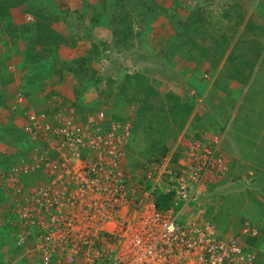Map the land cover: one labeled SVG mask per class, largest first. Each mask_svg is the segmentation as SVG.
Instances as JSON below:
<instances>
[{
  "label": "rangeland",
  "instance_id": "obj_1",
  "mask_svg": "<svg viewBox=\"0 0 264 264\" xmlns=\"http://www.w3.org/2000/svg\"><path fill=\"white\" fill-rule=\"evenodd\" d=\"M37 1L43 2V0ZM59 1L63 3L62 6L64 8L51 14L46 12V5L44 6L42 3L40 7L37 5L36 0H8L11 4L15 2L25 7H20L25 15L24 24L36 22V16L33 14H30V20H26V12L29 7L32 9L36 7L37 10L46 8V10L43 9L47 15L44 22L45 26H54L53 29L64 38V41L56 51L45 52V59L50 60L54 56L65 62L64 64L58 62L51 65L52 67H48L51 68L48 74L54 73L52 78L58 76L54 72L55 69L61 65L68 66L70 60L85 56L84 66L89 62L91 66L98 70L97 76H100L102 81L92 87H84L77 100H75L74 94L72 99L65 98L61 92H58L57 88L55 90H46L47 86H45L39 89L33 84L34 80H38L37 78L39 77L37 70L29 69L30 71L28 72L24 70L26 73L22 76L17 67L19 65L18 59L17 61L14 59V57L20 56L18 49L21 50L22 47L25 51L28 44H31V46L35 45L36 51L40 50L41 45L36 44L37 36L35 38L28 37L27 40L15 37V32L10 31V28H4L3 26L6 25L2 23L0 25L2 26L0 32H3V34L0 33V68L6 66V75L2 79L4 80L9 76L12 77V82L4 88L1 87L0 82V88L6 96L5 100H7L8 93L14 92L18 87L23 89L24 87L32 86L31 88H36L31 90L30 93H32L34 101L38 103L37 109H49L60 102L63 105L78 102L81 105L78 104L81 108L79 114H86L99 109L110 113L114 106H121L120 102L124 100L123 95L117 96L116 94L117 87L120 88V82L124 78V74H142L146 79L143 87L135 83L131 84L138 86L133 92V100H137L143 105L145 103L149 106L152 105L151 103L160 105L162 101L166 100V94L172 93L180 102L192 105L191 113L184 128L169 143L167 156L161 158L160 161H151L149 163L147 160L148 154L145 152V155H143L142 153L141 157L137 155L140 162L139 168H142V170L139 169V173L135 169L127 172L130 183L132 182V177L135 176L136 179H142L143 181L149 179L151 184L158 179L159 186H167L169 177L171 176L174 179V175L168 176L162 174V172L165 168L172 171V168L175 169V167L171 166L170 160L177 153L182 155L178 144L184 146L193 131L201 129L200 125H203V123L220 121L223 123L231 119V112L223 114V117H219L218 120L214 119L213 115L215 104L220 99V94H225L228 99L230 96L232 99L234 97L237 99L244 97V91L234 93L233 90L231 93L228 92L229 82L236 80L228 78L227 75L234 72V76H239L238 73H235L239 58L236 57L228 61L226 56L232 52L234 55L241 54L243 57L250 58L252 51L247 50L245 54L244 49H248L260 42L262 38L264 39V27L250 26V23L246 21L248 11H246L244 4L247 3V0ZM5 3L6 0L0 1V9L5 7ZM228 10L229 13L226 17ZM6 13V16L10 18L7 10H0V16ZM41 15L43 16L44 14ZM82 15H85L84 19L79 17ZM75 17L80 18L81 21L78 19L76 22ZM238 17L239 19L241 18L240 22L237 21ZM12 24L15 26L14 22ZM7 25L12 26L10 24ZM125 26H129L130 31L127 39H123L122 35H117V38L116 36L114 37L113 28H119L121 31ZM79 40H82V43L76 48L75 43ZM73 43L74 45H72ZM86 43L89 45H85ZM94 43L98 45V54L86 56ZM60 48H62V51H60ZM9 64H14L15 67L11 68ZM77 64L79 65L77 69H81V64ZM77 64L74 65L77 66ZM233 68H236L235 71ZM13 71H17V75ZM254 71H256V68ZM64 72L74 86L76 80L73 73L67 69L63 70V75ZM110 78L111 80H109ZM107 84L111 86L109 87ZM53 86L55 87V85ZM221 87H225L227 91L221 90ZM30 101L32 102V98H30ZM237 101L231 102L232 113L239 110L232 124L241 127L245 124L244 121H239L244 112V105L239 109L236 104ZM133 109V105H125L122 110H124L125 114L130 115L129 113H132ZM4 111H8V107L0 106V113ZM107 112L106 116H109ZM250 120V124H256L253 130L257 133L259 121L254 118ZM1 124L3 122H0ZM12 124L14 126L13 122ZM140 139L142 138H139L138 143L134 145L139 152H142L139 148H143L145 143ZM259 149L261 148L259 147ZM7 151H11V148L7 147ZM182 151L184 152V150ZM224 157L230 170L226 177L221 179L223 181L220 182L215 179L204 183L201 186L203 189L199 192L197 201L194 202L192 207L188 208L186 214L181 213L178 218L179 220H187L211 217L208 214L210 207L215 212L222 207V212L226 213L229 211L227 209L229 207L221 206L227 204L225 197L241 194L242 201L238 204L236 212L220 217V231L222 233L238 232L236 235H239L243 223L250 221L258 227L259 233L257 236L247 237H260L264 235V185L260 169L253 168L252 175L247 173L248 170L240 164L241 162L237 160L232 162L228 156L224 155ZM252 158L264 160V153L255 154ZM237 162L240 165H237ZM126 167L128 166L126 165ZM129 168L131 169V166ZM148 174L151 176L154 174L153 179ZM251 176L255 177L256 181L252 182ZM131 184L142 185L140 182L139 184ZM168 187L173 188V185ZM3 193V191H0V216L8 211L4 208V204L8 205V203L7 201L4 202ZM6 235H9L6 229H2V232L0 230V242H3L1 243L3 245L0 244V258L4 264H18L20 256L13 257L14 251L10 252ZM247 240H243L248 245L247 247L254 249L259 254L258 251L260 249L258 247L261 245V239L255 241L252 245L247 244ZM10 243H12L11 240ZM257 244L260 245L258 246ZM262 253L261 251L258 256L259 260L264 262V253Z\"/></svg>",
  "mask_w": 264,
  "mask_h": 264
},
{
  "label": "built area",
  "instance_id": "obj_2",
  "mask_svg": "<svg viewBox=\"0 0 264 264\" xmlns=\"http://www.w3.org/2000/svg\"><path fill=\"white\" fill-rule=\"evenodd\" d=\"M23 100L18 92L13 108ZM20 114L21 128L40 140L1 174L21 264H256V252L243 249L258 234L254 224L236 235L206 218H178L204 183L228 174L218 135L188 141L169 177L175 199L159 211L151 190L126 176L129 117L103 129L102 110L85 119L67 106L52 116L32 108Z\"/></svg>",
  "mask_w": 264,
  "mask_h": 264
},
{
  "label": "trees",
  "instance_id": "obj_3",
  "mask_svg": "<svg viewBox=\"0 0 264 264\" xmlns=\"http://www.w3.org/2000/svg\"><path fill=\"white\" fill-rule=\"evenodd\" d=\"M54 2V0H52ZM9 5V4H8ZM12 5V4H10ZM54 5L51 3V5H48L47 11L48 13H53L55 11H61V7ZM234 6V5H232ZM46 10V8H43ZM37 10L34 12V16H36V22H32L31 24H20V25H13L10 18L6 14L2 15V18H0V25L2 23H5L6 26H3L6 29L10 28V31L15 32V37H21L24 39H28V37H36L37 36V43L40 44L41 48L40 50L36 51L37 48L35 45L28 44V47H26V50L24 51V54L22 56L21 62L17 66L20 70V74L24 76V73L26 71H30L29 69H35L37 70V73L39 77L37 78L38 80H34L33 84L36 85V87H39L41 89L43 87V80L49 76L48 71L51 70V68H48L51 65L57 64L60 62V64H64L65 62L60 61L56 57H51L50 60L45 59L46 54L45 52H51V51H56L57 48L60 46V44L64 41V38L62 35L51 28L50 26H45V19L47 18V15L44 10ZM42 11V12H41ZM41 12V13H40ZM229 13V10L226 12V17ZM41 14H44L43 16ZM98 16V15H97ZM81 18H85V15L79 16ZM76 18V17H75ZM80 19V18H76ZM81 21V19L79 20ZM237 21H241V18ZM7 24H10L12 26H9ZM2 26H0L1 29ZM43 29V30H42ZM3 34V32H0ZM130 33L129 31V26H125L121 31L119 28H113V34L114 37L117 35H122L123 39H127L128 34ZM35 35V36H34ZM39 37V38H38ZM74 45V43L72 44ZM93 47L89 50L86 56H91V55H97L98 54V45L95 43L92 44ZM247 50L252 51V56L250 58L248 57H243L241 54L234 55L232 52H230L227 56L226 59L231 60L233 58L238 57V65L236 68H233V70L238 73L239 76H234V72L230 75H227L228 78L231 79H236L241 81V83L247 84V82H251L250 77L252 73H254V70L256 68V72L261 73L262 66H264L262 59V48L260 47V42L256 43L252 47H249L248 49H244V53H247ZM91 54V55H89ZM84 57H80L78 59H74L72 61H69L68 66L66 65H61L59 68L55 69V73L58 74L60 77L62 76V71L64 69H67L68 71L72 72L76 83L73 86V92L75 96V100L79 98V96L82 93V90L84 87H92L94 84H99L102 81V78L97 76L98 70L91 66L90 63L88 62L87 64H83ZM252 58V59H251ZM81 64L80 67L81 69H77L79 65ZM74 64H77L75 66ZM52 67V66H51ZM6 66H3V68H0V82H1V87L4 88L8 86L12 82V77H7L4 80L2 78L5 77L6 75ZM26 70V71H24ZM247 71V72H246ZM41 78V79H40ZM111 80V78L109 79ZM146 79L142 76L140 73H126L124 74V78L120 82V88L117 87V96L123 95L124 100L123 102H120L119 107L114 106L111 110L110 113L107 114L109 117L105 119L103 122H101V125L103 129L105 127H110L112 125V122L114 120H123L125 117H129L131 119V132H130V138L126 146V165L128 167L126 170V173L129 171H135L139 173V169L142 170V168H139V160L137 158V155L141 157L140 155L143 153L145 155V152L148 154L147 155V160L149 163L151 161H160L161 158H165L167 156L168 148H169V143L173 140L174 137H176L177 133L181 131L186 122L187 118L191 113L192 110V105L190 103H185V102H180L177 97L174 96L172 93H167L165 96V101H162L160 105H152L149 106L146 103L143 105L139 103L137 100H133V92L135 88L138 86L143 87L144 82ZM132 83H135L138 86L131 85ZM109 87L111 85L107 84ZM30 87H24L23 89H20L19 87L14 91L8 93L7 100L4 92L0 88V106L8 107L11 109L12 114L16 115H21L20 112L26 108H32L34 110H37L38 112H44L45 114L52 116L55 114L61 106H67L70 108H73L78 116H80L81 119H85L87 114L89 113H97L100 110L104 111L103 109H99L96 111H91L86 114H79L81 111L80 104L78 102L75 103H70L66 105H59L57 104L56 106L52 108H45V109H37V101H34L33 95L31 90L36 89V88H31ZM221 90L227 91L225 87H221ZM18 92H21L22 96L27 99L29 105L23 106L21 108L14 109L13 105L16 103V94ZM12 94V95H11ZM109 94V93H108ZM111 95V94H110ZM256 97H259V93H254ZM247 97H251V90L246 94ZM245 96V97H246ZM30 98H32V102L30 101ZM78 104L80 106H78ZM125 105H133L134 109L132 113H129V116H123L120 114L122 109L124 108ZM22 106V105H21ZM32 106V107H31ZM243 105L241 104V107ZM119 109V110H118ZM118 110V111H117ZM117 111V112H116ZM105 112V114H106ZM250 121H247L242 128H245L248 130V126L252 125L250 124ZM227 122V121H225ZM224 122V124H225ZM214 123H203V125H200L202 128H207L209 129L210 127H213ZM13 125V124H12ZM11 124H5V125H0V142L7 143L8 146L11 148V159L9 161H6V156L3 155V157H0V172H3L5 169L8 168V164L11 162H15L17 157L21 156L24 154V152L31 146V144L34 141L40 142L39 139L33 140L30 135H28L24 129L21 127H15L12 126ZM200 138V133L198 131H193V134L189 138ZM142 138V140L145 144L143 148H139L142 152L138 151V148L134 145L135 143H138V139ZM192 139V138H191ZM179 149H182L183 147L178 144ZM146 147V148H145ZM145 148V149H144ZM181 156L180 153H177V155L173 156L170 160L171 166L175 167L173 168V171H171V174L176 176L178 173L177 169V163L179 160V157ZM129 161V162H128ZM260 163V162H259ZM131 166V169L129 168ZM130 169V170H128ZM230 170V169H229ZM229 173V171H228ZM128 175V174H127ZM132 182H137V183H142L143 187L145 189L151 190V196L153 197V202L157 210L159 211H164L169 209L172 206V203L175 199V190L167 188H151L152 184L151 181L145 180L143 181L142 179H136V177H132ZM222 182L223 180H219ZM241 194L238 196H232L228 195L225 198V201L227 204L221 205L227 208L229 211L222 212L223 208L220 207L218 211H214L212 207H210V210H208V214L211 215V217H207L209 221L214 223L216 227L220 230L221 223H220V217L225 216V215H230L233 212L235 213L237 210L238 204L242 201V198L240 197ZM193 202H190V205H192ZM9 208V207H8ZM178 209V208H176ZM9 213L10 209H7ZM5 213V212H4ZM3 213V214H4ZM207 214V215H208ZM10 216L6 217H0V230L2 232V229H6L7 234V243L9 246L10 252L14 251V255L16 256H22L23 255V247L16 246L14 244V238L12 236V231L13 227L10 221ZM3 227V228H2ZM234 228V227H232ZM5 236V235H4ZM10 240L12 243H10ZM3 242H0V244ZM3 245V244H1ZM0 245V247H1ZM248 245H243L244 250L250 249L247 247ZM256 257L257 260H255L256 264H264V262H261L259 260V254L256 252ZM25 258V257H23ZM0 264H4L2 259L0 258Z\"/></svg>",
  "mask_w": 264,
  "mask_h": 264
},
{
  "label": "crops",
  "instance_id": "obj_4",
  "mask_svg": "<svg viewBox=\"0 0 264 264\" xmlns=\"http://www.w3.org/2000/svg\"><path fill=\"white\" fill-rule=\"evenodd\" d=\"M36 3L40 7L42 3L44 6L46 5V7H48V5H51V3H53L54 5H57V6L60 5L59 7L64 8V6H62L63 3L60 2L59 0H54V2H52V0H43V2L42 1L38 2L36 0ZM10 4L11 3L8 2V0H6L5 7L1 9H5L8 11L10 20L12 17L13 21L12 20L11 21L12 23L14 22L15 25L24 24L25 15L24 13H22L21 8L22 7L25 8V7L23 5H18V3H15V2L12 5ZM244 6L247 9L246 11H248V14H246V21L250 23V26H260V28L264 27V0H247V3L244 4ZM36 10H37L36 7L33 9L29 7L26 13L34 15V12ZM0 18H2V16H0ZM75 21L77 22L78 19H76ZM51 27L54 28V26H51ZM81 43H82V40H79L78 42L76 41L75 43L76 48L79 45H81ZM85 45H89V44L86 43ZM91 47H93V45ZM260 47L262 48V59H264V39L263 38L260 40ZM60 51H62V48H60ZM18 52L20 53V56L18 57L16 56L14 57V59H16V61L18 59V62L20 63L22 56L24 54V48L21 47V50L18 49ZM9 67L13 68L15 66L14 64H9ZM14 73L17 75L18 72L16 71ZM53 74H54L53 72L50 73L49 74L50 76H48L47 78L43 80L44 82L43 88L45 86H47L46 90H53V89L55 90V88H57L58 92L62 93V96H64L67 99H72L73 94H74L73 85H72L71 80H69V77H67L66 73L64 72V75L61 74L62 75L61 77L59 75L55 76V78H52ZM250 80L251 82L248 81L247 84L241 83V81L239 80L229 82L230 85H229L228 92L231 93L233 90H234V93L244 91V97L242 99H237L236 97L232 99V97L230 96V98L228 99L227 98L228 96L226 97L225 94H220L219 95L220 99L216 101L213 115H214V119L218 120L219 117H223V114L225 115L228 112H231V119L229 120V124L227 125L228 127L226 130L225 136H223V139L220 143L221 151L225 156H228L229 160H232V162H234V160L241 162L240 164L242 166H245V168L248 170L247 173L252 174L253 168L260 169V173L262 175V183L264 185V160L263 159L256 160L252 158L255 154H258L260 152L264 153V66H262L261 73L254 71V73H252L250 77ZM53 85H55V87ZM250 90H251V97H247L246 94ZM256 92L259 93V97H256V95H254V93ZM236 100H238L236 104L238 105L239 109L241 108L240 106L241 104L244 105V108H243L244 112L241 115V118L239 119V121L241 122L244 121L246 123L252 118L257 119V121H259V127H257V133H255V130H253V127L256 126V124L249 125L248 130H246L245 128H242V126L241 127L234 126L235 124H232V121L236 119V116L238 115V111H239V110H236L234 113H232L231 111V108H232L231 102L233 103ZM20 105L26 106V105H29V103L27 99L24 98V100L20 103ZM59 105H62V102H60ZM4 112H3L4 115L3 113H0V122H3V124L6 123V124H11V125L13 122L14 126L19 128L21 124V120H22L21 115H16L15 113L12 114V111L9 108H8V111H4ZM223 123L221 121L215 122L213 124V127H210L209 129L200 127L201 129H198L197 131L204 136H208V135L213 136L214 133H216L218 130L221 129V127L223 126L222 125ZM220 131H222V129ZM255 135L256 137H254ZM7 147H9L7 143L0 142V155L2 154L1 153L2 151H5L8 156H11V151H7ZM259 147L261 149H259ZM240 164L238 163L237 165H240ZM251 178L253 179L252 182L256 181L255 177L251 176ZM4 208H6L5 204H4ZM255 238L247 237L246 238L248 239L247 244L252 245L255 243V241L261 239L262 242L260 240L261 245L259 244L260 247H258V249H260L259 252L262 251L264 253V241H263L264 239H262L264 238V235H261L260 237L256 239Z\"/></svg>",
  "mask_w": 264,
  "mask_h": 264
},
{
  "label": "clouds",
  "instance_id": "obj_5",
  "mask_svg": "<svg viewBox=\"0 0 264 264\" xmlns=\"http://www.w3.org/2000/svg\"><path fill=\"white\" fill-rule=\"evenodd\" d=\"M28 16H30V14H27V16H26V20L28 21V20H30L31 19V16H30V19H28L27 17ZM241 106V105H240ZM120 114L121 115H123V116H129V115H127V114H125V112H124V110H122L121 112H120ZM125 114V115H124ZM227 122L228 123H223L222 125V127H221V129H222V131H220V130H218L216 133H214L213 134V136H215V135H218L219 137H220V143H221V141H222V139H223V136H225V133H226V130H227V125L229 124V121L227 120ZM19 127H21V124H20V126ZM200 138H204V139H211V137H213L212 135L211 136H204V135H202V134H200ZM191 138H193V137H191ZM191 138H189V140L191 139ZM188 140V141H189ZM188 143V142H187ZM186 143V144H187ZM220 143H219V146H220ZM186 144H184V146L183 145H181L182 147H183V149L182 150H185V147H186ZM28 150V149H27ZM26 150V151H27ZM220 150H221V147H220ZM26 151L24 152V154L23 155H25L26 154ZM222 152V151H221ZM2 154L0 155L1 157H3V155H5L6 156V161H9L10 160V156H8L7 154H6V152L5 151H2L1 152ZM181 153H183V151L181 152ZM23 155H21V156H19L17 159H16V161H18L19 159H21V157L23 156ZM224 155V154H223ZM181 157V156H180ZM180 157H179V159H180ZM15 161V162H16ZM14 161L13 162H11L10 164H8V168L12 165V164H14L15 163ZM178 164V163H177ZM7 168V169H8ZM7 169H5V170H7ZM173 169V168H172ZM4 170V171H5ZM127 170V169H126ZM169 170V169H168ZM3 171V172H4ZM172 171V170H171ZM155 173V172H154ZM1 174H2V172H0V191H3L4 193H3V195H4V202H6L7 201V197H6V194H5V191H6V188H5V186H4V184H3V181H2V178H1ZM163 174H166V173H163ZM154 175V174H153ZM153 175L152 176H149V177H151V179H153ZM166 175H168V176H170L171 175V173L170 174H166ZM126 176L128 177V175H127V173H126ZM161 177V176H160ZM173 177V176H172ZM226 177V175L224 176V177H222V178H219V179H217V180H221V179H224ZM128 180H129V178H128ZM215 180V179H214ZM216 180V181H217ZM168 185L166 186H164V187H161V186H159L158 184V179L157 180H155L154 182H152V187L153 188H156V187H158V188H169L168 186L172 183V182H170L169 180H168ZM139 184V183H138ZM140 185V184H139ZM142 186V185H141ZM6 204V203H5ZM194 205V203L192 204V206ZM5 207H6V209H8V205L6 204L5 205ZM6 216H10L9 215V213L8 212H5L2 216H0V217H6ZM246 222V221H245ZM244 222V223H245ZM247 222H250V221H247ZM243 223V224H244ZM251 223V222H250ZM253 224V223H252ZM255 225V224H254ZM257 227V226H256ZM258 228V227H257ZM259 230V229H258ZM224 233H227V232H224ZM258 233H259V231H258ZM230 234H238V232L237 233H230ZM258 235V234H257ZM257 235H255V236H257ZM254 237V236H253ZM247 238V237H246ZM245 238V239H246ZM256 238H258V237H256ZM250 249H252V248H250ZM253 251H255L254 249H252ZM256 252V251H255ZM259 252V251H258ZM13 257H16V255H13ZM23 260H24V258H23V256H20L19 257V262H18V264H21L22 262H23Z\"/></svg>",
  "mask_w": 264,
  "mask_h": 264
}]
</instances>
